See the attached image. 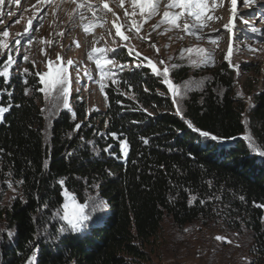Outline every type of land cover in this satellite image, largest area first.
<instances>
[{
	"label": "trees",
	"instance_id": "1",
	"mask_svg": "<svg viewBox=\"0 0 264 264\" xmlns=\"http://www.w3.org/2000/svg\"><path fill=\"white\" fill-rule=\"evenodd\" d=\"M146 72L125 74L136 93L142 85L149 90L138 101L170 112L147 115L115 90H106L108 106L96 117L99 125L88 124L85 107L75 103V117L63 112L52 121L49 145L43 139L38 77L26 75V84L14 71L10 82L0 78V106L10 109L0 122L2 264H25L37 245L39 264H144L165 218L177 229L219 222L247 228L264 254V207L254 206L264 205V158L242 137L247 112L250 134L264 149V93L254 95L247 110L235 98L232 71L221 64L212 71L211 86L189 95L184 112L177 114L168 97L155 93L164 87ZM186 72L178 70L173 81ZM186 121L225 138L223 144L205 140ZM125 143L127 156L121 151ZM60 178H66V187L80 203L86 197L84 180L88 187L99 184L100 198L109 206L95 212L90 207L94 222L81 233H66L53 242L44 230L55 233L61 224L48 219L50 209L43 204L62 205ZM20 180L22 185L16 183ZM191 195L197 200L190 207ZM201 199L206 203L200 204ZM33 217L38 218L35 223Z\"/></svg>",
	"mask_w": 264,
	"mask_h": 264
},
{
	"label": "rangeland",
	"instance_id": "2",
	"mask_svg": "<svg viewBox=\"0 0 264 264\" xmlns=\"http://www.w3.org/2000/svg\"><path fill=\"white\" fill-rule=\"evenodd\" d=\"M88 2L97 3L100 0H88ZM103 2L109 3L112 12L116 13V17H113L111 12L105 10L106 16L104 19L108 23L101 26L103 20H98L89 33H85L83 31V23L74 15L77 5L72 0H20L18 4L14 0H4L3 3H0V42L7 44L8 47L0 48V66L11 55L16 65L19 66V71L13 69L15 76L21 79L20 82H23L26 75L30 76L36 72L43 74L53 71L56 67L66 66L67 60H73L81 69V79L79 92L73 93L70 98L71 109L74 111L75 103L84 106L86 109V121H88V124L96 125H99V120L96 117L104 115L108 106L106 90H115V92L124 97V100L132 102L137 109L139 108V111L147 115L153 116L160 112H170L168 109H156L152 106L145 107L139 102V95L149 92V90L142 85L137 87L139 91L136 93L130 87L129 78L125 76L129 72L147 71L146 73L149 76L164 87L165 91L156 90L155 93L168 97L176 113L177 107H179L180 113L184 112L185 102L189 95L192 93L201 94L203 90L211 86L213 82L212 71L221 64L228 66L232 71L235 98L240 103H245L247 110L253 104V96L264 93V0H249L248 6H245L244 3L239 4V0H237L238 17H236L235 22H238L239 19H241V22L231 34L232 40H236L232 44L234 53L231 57V63L239 65V74L230 66L229 60L225 59L229 48L226 43L227 30L225 29V31L221 32L223 25L228 23L231 17L230 0H224L222 6L219 5V0H217V5L209 14L220 16L222 19L207 21V26L203 29L204 34L207 36L212 38L222 37L218 40V46L212 45L207 40L197 41L192 36H185L183 40H179L176 38L175 32L161 35L160 32L163 31V28L152 32L151 25L160 19L159 16L142 25L141 33L143 35L151 33L147 43H142L134 37L126 41L123 37L115 35V25L112 22L115 20L117 24L121 25L125 23L124 10L128 9L131 12L130 0H124V8L118 6L120 0H103ZM81 11H85L87 17L84 23H90L92 20L91 13L84 9H81ZM244 20H247L248 23L245 24ZM253 26L258 29L256 33L250 31ZM26 29L28 30L27 33H25ZM4 30L9 32L8 37H3L2 32ZM216 30H219V32L217 33ZM121 31L124 36L129 35L126 28L122 27ZM58 33H63V35H58ZM101 37L102 39H100ZM227 37L229 38L230 34H227ZM152 42H155L160 49L158 54L153 48L148 46ZM77 44L80 46L77 47ZM125 44L141 53L139 60L148 57L154 62L163 59L169 66L178 65L171 71L170 79L172 81L173 75L178 70L187 71L185 77L177 82L173 81L175 86H179L175 103L171 91L162 82V78L152 74L149 67L134 70L135 63L139 61L135 55H128V48H120L118 54L115 55L116 63L127 64L128 67L123 71L119 69L113 70L102 81L105 87L104 91L101 92L97 83L100 75L99 70L96 68L95 60L98 58H111L113 54L108 53L105 56L104 52H98L93 54L92 60H89L88 52L92 47L106 51L109 48H116ZM197 46L214 52L212 63H207L203 66H191V61H196L197 64H200L203 59L195 51L192 53L184 51L183 58L181 57L182 50ZM249 48L259 49V51H250ZM23 55H28L29 60L24 61ZM57 55L62 58L60 61H57ZM169 57L172 59L169 60ZM32 61H36L35 66H33ZM49 61L55 62L51 68H49ZM144 63L146 64L147 61H144ZM105 67L111 68L110 65H105ZM157 68L158 70L162 69L163 65L157 63ZM24 69H28L27 74L23 73ZM85 70L94 76L95 79L85 77ZM69 74L70 78H75L72 67H69ZM40 84L41 88H43L44 85ZM72 87L75 88L76 84L73 83ZM214 91L219 92L218 89ZM55 96L56 92L54 90L46 101L44 94L41 93L38 100L40 110L44 109L42 112L45 119L43 139L46 145L50 144V125L52 121L57 119L63 112L70 113L69 110L63 109L62 105L58 109H53ZM247 121V112H245L244 123L246 130L242 137L245 139L246 135H250L252 142L255 144ZM245 140L249 144V141ZM85 194L97 200L101 196L99 192L97 197V190L93 187H88ZM89 204H91V201H89ZM89 208L86 211L89 212ZM57 221L60 224L64 223L60 220ZM184 229H189V231L185 232ZM217 236L226 237L231 243L218 241L215 239ZM2 256V253H0V264L3 261ZM249 261L252 264H264V254H261L260 250L254 245L249 229L243 227L233 229L221 222L212 226L196 223L177 229L173 226L170 219L165 218L158 234V240L150 246L147 253V261L144 264H249Z\"/></svg>",
	"mask_w": 264,
	"mask_h": 264
},
{
	"label": "snow or ice",
	"instance_id": "3",
	"mask_svg": "<svg viewBox=\"0 0 264 264\" xmlns=\"http://www.w3.org/2000/svg\"><path fill=\"white\" fill-rule=\"evenodd\" d=\"M4 0H0V3H3ZM15 3H19L20 0H14ZM73 3L77 5V8L74 10V15L76 18H78L83 23V31L85 33H89L90 29L93 27V25L98 20H103V25H106L108 21L104 19L106 16V11L111 12L113 17H116V13L112 12V9L109 6V3L103 2V0H100V2L97 3H91L88 2V0H72ZM224 3V0H219V5L222 6ZM231 3V17L229 19V22L225 24L223 27L227 30V33L230 34V43L227 55L225 59L229 60L230 66L233 67L237 73L239 74V65H233L231 63V57L233 56L234 49L231 43L233 30L235 27V20L237 17V0H230ZM249 0H244V5L248 6ZM217 5V0H130V6H131V12L128 11V9L124 10V16H125V23L123 25L117 24L114 20L112 23L115 25V35L123 37L124 40H129L130 38L134 37L138 40H140L142 43H147L149 40V37L151 33L148 35H143L141 33L142 25L147 23L148 21L154 19L155 17L159 16L160 19L156 21V23L151 25L152 32H156L158 29L163 28V31L160 32L161 35H166L169 32H175L176 38L179 40H183L185 36H192L197 41L207 40L212 45L218 46V40L221 38L219 36L212 38L210 36H207L204 34L203 29L207 26V21L211 20H220L222 17L215 16L213 14H209L210 11H212L215 6ZM119 7L124 8V0H120ZM81 9L86 10L88 13H91L92 20L90 23H84L86 21L87 17L85 15V11H81ZM99 13V16H98ZM11 15V13H9ZM245 24L248 23L247 20L243 21ZM124 27L128 31L129 35L124 36V33L121 31V28ZM134 29V31H133ZM27 29L25 30V33H27ZM219 32V30H216ZM250 31L253 33H256L258 29H256L254 26L250 28ZM3 37H8L9 32L7 30H4L2 32ZM58 35H63V33H58ZM102 39V37L100 38ZM19 43V41H17ZM77 47L80 45L77 44ZM149 47L153 48L155 52L158 54L160 49L156 46L155 42H152L148 45ZM8 45L0 42V48H7ZM120 48H128V55L133 56L137 58L139 62L135 63L134 70L135 69H142L144 67H149L152 74H154L156 77L162 78V82L165 83L168 87V89L171 91L172 96L174 98L175 103V97L178 95V88L179 86H175L173 81L170 79L171 71L178 67V65H168V63L160 59L158 62H154L152 59L148 57H144L143 60H139L141 57V53L139 51H135L133 48L129 47V45L125 44L122 46H118L116 48H109L106 51L104 49H100L97 47H92V49L88 52V59H93V54L98 52H104L105 56L108 55V53H112L111 58L107 59H96V68L99 70L100 78L97 81L99 84L101 92L104 91V83L102 82L113 70L119 69L123 71L125 68L128 67L127 64H118L115 62V55L118 54ZM250 51H259V49H253L249 48ZM184 51H187L188 53H192L195 51L197 54H200L203 59L200 64H197L196 61H191V66H203L207 63H212L214 58V52L209 49H205L204 47L197 46L195 48L189 47L186 50L181 51V57L183 58ZM57 61H60L62 58L57 55ZM172 58L169 57V60ZM23 60L28 61L29 57L28 55H23ZM144 61H147L145 64ZM33 66H35L36 61H32ZM55 63L54 61H49V68L52 67V64ZM157 63L160 65H163L162 69L157 68ZM105 65H110L111 68H106ZM69 67H72L73 72L75 73V78H70L69 74ZM15 69L16 71H19V66L16 65V62L12 59L11 55L8 56L7 60L4 61L3 65L0 66V78H4L5 82H10L11 79V72ZM81 69L78 64H76L73 60H67L66 66H60L56 67L53 71H48L45 73L36 72L35 75L39 77V82L44 85L43 88L37 89V91L41 92L45 96V100L47 101L51 95V93L55 90L56 96H55V103L53 104V109H58L62 105L63 109L69 110L72 113V116L75 117L76 113L71 109L70 106V98L72 97L73 93H78L80 90L79 82L81 79L80 75ZM24 74L28 73V69L23 70ZM84 76L88 77L89 79H95L94 76L90 75L86 70L84 71ZM25 84L27 83V79H24L23 81ZM75 83L76 87L73 88L72 84ZM131 87V86H130ZM147 91V89H145ZM25 94H29V90L25 89ZM2 95V94H0ZM11 95V94H9ZM17 107H19L17 105ZM10 109L9 107H3L0 106V122H3V117L6 112H8ZM42 112L44 109L41 110ZM177 114L180 113L179 107H177ZM183 118V117H182ZM187 127L191 129L192 131L199 134V136L204 137L205 140L212 141V142H218L220 144H223L225 138L218 137L217 135L211 134L208 131H203L197 127H194L191 121H186ZM81 127L80 124L76 125V130H78ZM115 136V134H112ZM245 139L249 141V148L253 153H256L258 157L264 158V149H261L256 144L252 142V139L250 135H246ZM147 143V140L144 141ZM111 147V145H109ZM127 145L126 143L121 146V151L124 152V155L127 156V152L125 151ZM105 152L108 151V149H104ZM99 155V153H96ZM114 154V153H113ZM45 168H47V163H45ZM8 175H11L9 173ZM17 184L22 185L24 183L23 180L16 181ZM57 183L60 186V195L63 197V203L62 205L56 206L55 208H50L51 202H45L43 204V209H50V215L48 216L49 220H60L64 223L60 225L59 228L56 229L55 233L49 232L47 228H45L44 232L46 233L47 237L52 240L53 242L59 241L61 237H64L66 233H81L83 232L87 227L89 222L93 221V216L90 212L86 211L89 207L92 208V211L95 212L97 210L105 209L107 208L108 202L104 200L103 198H100L97 200L96 198L91 197L90 195H86L85 201L83 203H80L78 201V198L73 190H70L68 187H66V178H60ZM84 183L86 185V191H87V180H84ZM7 187L9 189H12L15 192V188L13 187V182L8 181ZM55 187V185H53ZM91 187L97 190V197L99 196V184H92ZM2 191V189H0ZM16 197H13V200H15ZM22 199V197H21ZM211 199V198H209ZM216 199H220L217 197ZM241 201L244 200V197H239ZM197 200V195H191L190 199L188 201L189 206L191 207L193 205V202ZM89 201H91V204H89ZM26 203V201H24ZM200 204H205L206 201L201 199L199 200ZM255 207H264V205H256L254 202ZM39 210V209H38ZM37 217H33V222L35 223L37 221ZM185 232H188L189 229H184ZM8 237L10 239H14L15 234L11 231L7 233ZM238 235V234H237ZM41 236V233L37 232V237L39 238ZM67 238V237H65ZM218 241H223L226 243H231L230 240H228L226 237L217 236L215 237ZM30 244L32 242H29ZM238 246V245H237ZM38 252H39V246L37 245L33 251L31 252V255L27 257L25 264H39L38 260ZM249 264H252L251 261H249Z\"/></svg>",
	"mask_w": 264,
	"mask_h": 264
},
{
	"label": "bare ground",
	"instance_id": "4",
	"mask_svg": "<svg viewBox=\"0 0 264 264\" xmlns=\"http://www.w3.org/2000/svg\"><path fill=\"white\" fill-rule=\"evenodd\" d=\"M238 3H239V4H240V3H244V0H239ZM237 17H238V16H237ZM242 20H243V19H242ZM240 22H241V19H239L238 22H235V27H237V25H238ZM226 24H227V23H226ZM221 26H222V25H221ZM223 26H224V25H223ZM212 27H213V26H212ZM235 27H234V28H235ZM223 31H225L224 27L222 28L221 32H223ZM217 33H218V32H217ZM227 34H228V33H226V43L229 45V43H230V37L228 38V37H227ZM221 38H222V37H221ZM223 38H224V37H223ZM235 41H236V40H231V43L234 44Z\"/></svg>",
	"mask_w": 264,
	"mask_h": 264
},
{
	"label": "water",
	"instance_id": "5",
	"mask_svg": "<svg viewBox=\"0 0 264 264\" xmlns=\"http://www.w3.org/2000/svg\"><path fill=\"white\" fill-rule=\"evenodd\" d=\"M1 244V243H0Z\"/></svg>",
	"mask_w": 264,
	"mask_h": 264
}]
</instances>
